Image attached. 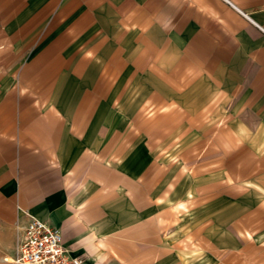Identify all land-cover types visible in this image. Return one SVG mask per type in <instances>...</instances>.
<instances>
[{"label":"crops","instance_id":"obj_1","mask_svg":"<svg viewBox=\"0 0 264 264\" xmlns=\"http://www.w3.org/2000/svg\"><path fill=\"white\" fill-rule=\"evenodd\" d=\"M263 5L0 0V264H264Z\"/></svg>","mask_w":264,"mask_h":264},{"label":"built area","instance_id":"obj_2","mask_svg":"<svg viewBox=\"0 0 264 264\" xmlns=\"http://www.w3.org/2000/svg\"><path fill=\"white\" fill-rule=\"evenodd\" d=\"M68 252L57 229L30 217L13 261L14 264H82L80 257H71Z\"/></svg>","mask_w":264,"mask_h":264}]
</instances>
